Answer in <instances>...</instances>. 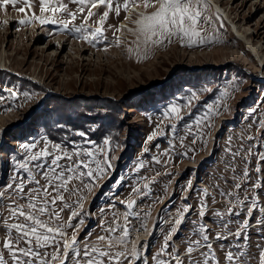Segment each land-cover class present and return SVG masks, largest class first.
Segmentation results:
<instances>
[{
  "label": "rangeland",
  "instance_id": "rangeland-1",
  "mask_svg": "<svg viewBox=\"0 0 264 264\" xmlns=\"http://www.w3.org/2000/svg\"><path fill=\"white\" fill-rule=\"evenodd\" d=\"M60 2L67 4L69 11H77L78 5L69 0H52L53 4ZM123 2L119 0V16L113 10L104 25L106 41H98L95 47L79 39L77 34L63 30L60 23L41 24L33 20L19 24V20L31 18L33 14L41 15L39 0H31L30 7L22 0L15 6L0 7V22L7 21L0 23V62L4 63H0V88L19 93L18 99H14L0 92L5 97L0 101V191L12 182L15 162L24 152L20 147L23 143L35 141L38 148H43L45 138L53 144L65 141L66 135L68 140L81 141L83 138L75 132L84 131L87 139L95 141L103 150L98 157L101 166L105 167L104 153H107L111 168L81 193L82 216L71 221L78 226L76 235L81 248L85 243H94L101 235L107 236L104 227L114 219L123 225L128 212L127 248L131 250L133 244L137 245L142 256L132 264H156L153 257L160 252L173 227L178 231L171 233L167 254L160 258L167 260L178 249L180 259L188 264L187 246L201 239L193 232V221L207 226L212 244L211 250L197 249L192 254L194 258L199 259L202 252L214 251L215 261L210 260L209 264H228L226 252L232 250L235 254L243 248L248 257L241 264H260L257 243L264 248V240L258 228L264 225H257V220L264 219V211L260 210L264 208V160L247 153L249 148L253 153H264V127L260 124L264 121V0H206L208 8L204 15L212 18V23L201 24L202 35L218 37L220 42L189 47L187 43L181 46L179 38L173 37L171 43L152 46L147 56L139 59L136 34L129 29H135L132 21L139 14H151L158 4L146 8L144 0H133L131 3L137 6L134 9L137 12L131 20L125 18ZM20 7L26 11L19 12ZM105 10L104 7L92 9L97 15L88 24L95 27L94 21ZM87 11L85 8L84 15ZM43 15L55 16L57 21L69 19L67 13L61 12ZM82 18L77 13L74 23L79 25ZM119 20L126 22L119 25ZM116 27L121 28L116 33L121 39L120 46L115 45L113 36ZM107 42L112 46L105 51ZM130 47L132 53L127 51ZM140 48L144 50L143 45ZM204 88L212 91L202 92ZM192 92L200 98L193 101L192 114H185V119L179 122L176 129L179 136L173 139L169 121L161 124V112L172 103L186 102ZM24 93L34 95V99L26 100ZM208 105L218 107V113L205 122L211 126L201 125V135L187 136L181 144L179 137H185V125L208 112ZM182 113H187V109H182ZM171 123L177 122L173 119ZM158 124L161 126L157 127ZM149 136L153 138L149 140ZM249 136L255 139L249 140ZM105 138L110 140L109 145L103 144ZM86 147L93 148L90 144ZM229 148L232 152L239 150L240 154L233 159ZM245 169L250 176L247 181L243 179ZM258 181L262 184L256 190L259 206L249 217L247 208L251 207V201L237 206L236 198L243 200L246 194L251 196L250 189ZM85 183H89L87 178ZM236 183L242 184L241 189L235 188ZM202 189L209 193L207 197ZM221 192H232L233 196H221ZM65 198L69 203L75 199H70L68 193ZM129 201L136 202L133 209L126 208ZM204 201L206 215L200 217L198 213ZM15 202L27 203L23 199ZM9 203L5 199L0 208L3 217L9 215ZM62 206L58 202V207ZM188 206L191 208L183 216L182 224L175 225ZM229 207L240 215L228 214ZM216 211L224 214L223 222L214 215ZM61 215L63 222L68 223L71 210L64 209ZM246 219L249 220L248 240L245 243L242 235L237 242L234 235L228 234L235 233ZM10 222L24 220L20 217ZM73 231L74 228L65 229L68 240ZM217 233L228 239H215ZM6 239L5 228L0 227V249ZM237 243L240 247L235 246ZM144 248H147L146 255ZM54 250V247L47 249ZM43 252L42 249L41 255ZM4 257L11 264L7 251Z\"/></svg>",
  "mask_w": 264,
  "mask_h": 264
},
{
  "label": "snow or ice",
  "instance_id": "snow-or-ice-1",
  "mask_svg": "<svg viewBox=\"0 0 264 264\" xmlns=\"http://www.w3.org/2000/svg\"><path fill=\"white\" fill-rule=\"evenodd\" d=\"M18 0H0V7H4L8 4L15 6ZM23 4L31 6V0H22ZM70 3L78 5L77 11H69L68 5L60 2L59 4H53L52 0H39L40 16L33 14L31 18L26 17L18 21L19 24L25 25L31 23L33 20H39L41 24L60 23L63 30L69 33H75L78 38L96 46L98 41H106L104 35L106 29L104 25L114 10L115 14L119 16L121 11V5L119 0H69ZM133 0H124L123 10L127 12L130 7V3ZM154 4H158V7L151 14H139L138 18L132 21L136 26L135 29H129L136 34V55L137 58H144L148 54V50L152 46L162 45L165 42L171 43L173 37H178L181 46L187 43V46L191 47L195 44L203 45L209 42H220L218 37L203 36L204 29L201 24H211L212 18L206 17L204 13L208 8L206 0H144V6L147 8ZM51 5V7H49ZM104 7L106 10L99 15L98 19L94 21L95 27L88 24L91 17L97 15L92 11L94 8ZM85 8L88 9L87 14L84 15ZM19 12L24 13L25 7H20ZM45 12L51 13H67L69 19L57 21L55 16H44ZM77 13L82 15V21L79 25L74 22L77 18ZM218 15V14H217ZM126 19L130 17L126 16ZM0 23H7L2 21ZM113 28L112 25L108 26ZM222 27V25H221ZM121 31L120 27H116L113 31L115 39V45L120 46L121 39L117 32ZM144 46V50L141 51L140 46ZM112 46L110 42L105 43L104 50L107 51L108 47ZM129 53L133 52L130 47L127 49ZM211 88H204L202 92H211ZM0 92H6L9 97L18 99L19 93L12 89L0 88ZM26 100L34 99V95L24 93ZM227 95V93H225ZM199 95L196 92L190 93V97L187 98L184 103H172L166 106L162 112L161 124L164 120H168V128L172 133L173 139H176L179 134L176 129L179 122L185 119L186 115L192 114L194 108L193 101L199 100ZM5 97L0 95V101H3ZM182 109H187V113H182ZM252 111H255L253 109ZM218 113V107L214 108L213 105H208V112L203 116H198L191 124H186L185 137H179L180 143L183 144V140L187 136H196L202 134L201 125L210 127L211 124H206V121L210 120V117ZM175 120L177 123H171V120ZM264 127V121L260 122ZM161 125L158 124L157 127ZM57 127H61L57 125ZM194 129H196L194 131ZM75 134L81 138V141L68 140L67 135L65 141L50 144L49 139L43 140V148H38V143L33 141L31 143H23L20 147L24 150L21 158H17L14 170L12 182L3 186V191H0V208L3 207L4 200L10 201L8 205L9 215L3 217L0 212V227H4L8 234V239L3 242L2 249H0V264H8V260L4 257V251H7L11 264H123V261H128V264H132L133 261H140L142 259L141 251L138 250L137 245L133 244L131 250L127 248L129 241V227L127 224L129 213H125V223L121 225L114 219L113 223L104 227V231L107 236L101 235L97 240L92 243H85L83 248L80 247L76 229L78 226H74L71 221L73 218L82 216L83 209V196L81 195L84 188L90 187L91 182H94L105 174V172L111 168L110 162L107 160V153H104L105 159L103 161L105 167L101 166V161L98 159L102 149L96 146L95 141L87 139V134L84 131L76 130ZM155 135V133L153 134ZM153 136H149L151 140ZM249 140L255 139V137L249 136ZM195 143V140H193ZM92 145L93 148L89 149L86 145ZM104 145H109L110 140L105 138L103 140ZM175 147V144H172ZM35 150V151H34ZM230 154L235 159L240 154L239 150L232 152L231 148L228 149ZM187 153H184L186 155ZM258 155L259 159L264 160V153H253L249 148L247 156ZM155 159V158H154ZM247 160V157H244ZM159 163V160H157ZM95 164V167H93ZM143 167V164L140 165ZM22 170V171H21ZM257 173L260 172V168L256 169ZM26 173V177L24 175ZM39 176V179L37 177ZM89 180V183H85V179ZM244 181L250 179L247 169L243 173ZM41 180L44 181L41 184ZM34 185V187H28V185ZM71 185V187H69ZM28 187V191L25 192V188ZM148 185H145L147 188ZM189 187L191 185L189 184ZM242 184L236 183L235 188L241 189ZM262 184L258 181L252 185L250 191L251 196L247 194L243 200H240L237 196L236 205L243 206L246 201H251V207L247 208L248 216L250 217L253 209L259 206V195L257 189L261 188ZM134 192L140 191L139 189H133ZM204 197H207L209 193L206 189L201 190ZM8 193L7 197L5 193ZM65 193L69 194V198L72 202L69 203L65 198ZM221 196L232 197L233 193L221 192ZM15 198V199H13ZM23 199L27 203L25 205L16 204V200ZM214 199V198H213ZM58 202L62 204V207H58ZM135 201H129L126 204L127 209H133ZM75 206V209H74ZM207 207L206 201L200 205V211L198 215L203 217L206 215L204 209ZM25 208L27 211H25ZM191 206L186 207L182 213H180L179 219L175 220V225H181L183 216L190 211ZM64 209L71 210L69 216V222L65 223L62 219V212ZM264 211V208L260 209ZM228 214H234L239 216L240 213L236 212L234 208L229 207L227 209ZM217 217H220V221L223 222V213L216 211L214 213ZM20 217H23L24 222H10L18 221ZM83 223V219L79 221ZM231 223V221H228ZM107 224V222H105ZM195 225L193 232L195 235H199L201 239L193 240L186 248V254L188 257V264H209L210 260L215 261L214 251L200 253V258H194L193 253L203 247L209 250L212 249V244L209 242L208 228L204 224ZM257 225H264V219L257 220ZM228 224L224 227L227 228ZM249 227V220H244L235 233L229 232V236H235L237 242L239 238L244 235L245 243L248 240L247 229ZM66 228H74L71 240L66 238ZM177 227L171 229V233H176ZM15 232V239H12V234ZM258 232L261 239L264 240V228H258ZM117 233H120L117 235ZM171 233L168 238L165 239L159 253L153 257L156 264H184V261L179 257V250H175L168 259H161L162 254H167L169 246V240L171 239ZM90 238V237H89ZM215 239H228V236H223L217 233ZM21 243L25 246L21 247ZM33 244L35 247H33ZM62 244V252H61ZM240 247L239 243L235 245ZM54 251L49 252L47 249L53 248ZM120 248L121 250H116ZM224 248V245H221ZM259 249L260 264H264V248H261L260 243H257ZM44 250L41 255V250ZM144 255L147 254V248L143 249ZM248 253L241 248V250L234 254L232 250H228L225 254V259L228 264H241L242 260H246ZM147 264V262H145ZM218 264V262H217Z\"/></svg>",
  "mask_w": 264,
  "mask_h": 264
},
{
  "label": "bare ground",
  "instance_id": "bare-ground-1",
  "mask_svg": "<svg viewBox=\"0 0 264 264\" xmlns=\"http://www.w3.org/2000/svg\"><path fill=\"white\" fill-rule=\"evenodd\" d=\"M131 5V8H129V10L127 11V13H126V16H128V17H130V19L132 20V18L134 17V16H136L135 15V12H137L136 10H134L135 8H137V6L136 5H134V3H131L130 4ZM120 21V20H119ZM124 22H126V20H121L120 21V23H118L119 25H122V24H124ZM134 25V24H133ZM131 26V25H130ZM121 27V26H120ZM133 27V26H132ZM129 28V27H128ZM0 63H2V62H0ZM2 64H4V63H2ZM3 67V66H2Z\"/></svg>",
  "mask_w": 264,
  "mask_h": 264
}]
</instances>
